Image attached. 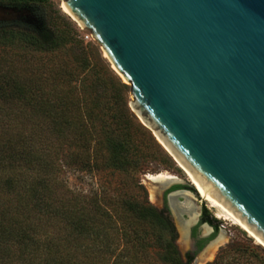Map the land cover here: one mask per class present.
Wrapping results in <instances>:
<instances>
[{
  "label": "trees",
  "instance_id": "16d2710c",
  "mask_svg": "<svg viewBox=\"0 0 264 264\" xmlns=\"http://www.w3.org/2000/svg\"><path fill=\"white\" fill-rule=\"evenodd\" d=\"M48 4L0 0V9L20 17ZM128 92L63 16L40 27L0 21V264H190L166 209L121 188L78 194L58 179L66 165L123 175L120 187L136 180L147 148L160 146L130 109ZM207 264L264 258L231 245Z\"/></svg>",
  "mask_w": 264,
  "mask_h": 264
},
{
  "label": "water",
  "instance_id": "95a60500",
  "mask_svg": "<svg viewBox=\"0 0 264 264\" xmlns=\"http://www.w3.org/2000/svg\"><path fill=\"white\" fill-rule=\"evenodd\" d=\"M60 9L91 34L129 86L131 110L206 197L264 239V0H63ZM144 180L162 205L182 184ZM185 192L195 196L177 188L166 202L191 248L199 214L185 225Z\"/></svg>",
  "mask_w": 264,
  "mask_h": 264
},
{
  "label": "rangeland",
  "instance_id": "374dc122",
  "mask_svg": "<svg viewBox=\"0 0 264 264\" xmlns=\"http://www.w3.org/2000/svg\"><path fill=\"white\" fill-rule=\"evenodd\" d=\"M62 2L63 0L59 2H56L55 0H50V4L46 6H37L34 8L33 12L26 11L25 16H20L21 18L18 17L16 14H14L12 11L4 12L2 9H0V21L11 22L15 18H17V20L24 19V21L28 22L32 26L40 27V26H45L49 20L52 19L54 20V18L60 15L63 16L65 20L71 23V25L74 27L78 35L81 36L82 34L86 33L87 31L84 30L77 21H75L69 14H67L66 12L60 9ZM91 42L97 47L101 58L108 65L111 72L121 79V77L112 68L107 58H105L99 45L94 41ZM130 100H131V96L128 92V104ZM148 130L153 135L152 131L150 129ZM154 139L159 144L160 149L154 148L152 146L147 148L146 151L147 156L139 160L140 165L142 166L140 169V173L136 174L135 176L136 180L135 179L130 181L128 180L126 182L128 183V185L126 186L124 184V186L120 187V185L118 184V182L121 183L123 181L122 180L124 178L123 175H121V179H120L118 176L115 175L109 176L107 174H102L100 172H91V173L84 172L76 168H70L66 165L61 166V169L59 170V174H58V179L64 185V187L72 191H75L78 194L88 195V196H94V194L96 193L97 194L104 193L106 194V196H111L115 194L117 188H121L122 190H124L126 195H131V194L137 195L139 199L146 200L148 203L152 204L157 209H161L162 200L159 196L156 195V186L148 185V183L144 179L145 176L149 174L154 175L161 172L172 174L175 176V180H177L178 178L182 182V184L186 186V187L185 186L182 187L183 189L193 191L195 194V196L188 194L192 203L195 205V210L199 214L198 221L192 226V228L197 227L198 234L202 233V230L200 228L201 225L200 215H201V210L203 208L207 210V212L212 216V218L218 221L217 229H214L209 235L203 238V242L199 246V251L201 252L197 255V257L198 256L204 257V255L202 256V253L203 252L205 253L206 250H209L210 248L213 247V245H215L213 244L212 246H208V245L206 246L207 242L210 239L220 234L219 229H222L224 231V238L222 241L218 240L216 242V246L214 248L212 256L210 258L199 260L198 264H207L208 262L213 261L216 258V256L220 254L222 250L228 249V247H230L231 245L248 246L253 250H256L258 254L262 255V257L264 258L263 246L256 243V241L252 237H250L244 230H242L239 226L233 224L229 220H225L218 217L214 212V210L208 205L207 201L204 202L200 201L199 193L196 191L194 185L188 180L185 172L178 166L174 157L159 143V141L156 139L155 136ZM160 152L167 156L168 158L167 163H163V164L159 163V157L161 156ZM153 187H154V192H151V189ZM168 215L171 221L173 222L170 214ZM208 224L210 225V223ZM175 243L181 254H183L181 252L182 249L183 250L185 249L186 251L190 250V247L188 245L189 240L185 242V240L181 238V236L177 233V231H176Z\"/></svg>",
  "mask_w": 264,
  "mask_h": 264
},
{
  "label": "bare ground",
  "instance_id": "6f19581e",
  "mask_svg": "<svg viewBox=\"0 0 264 264\" xmlns=\"http://www.w3.org/2000/svg\"><path fill=\"white\" fill-rule=\"evenodd\" d=\"M72 17V16H71ZM73 18V17H72ZM75 21H77L75 18H73ZM78 22V21H77ZM79 23V22H78ZM81 26V24L79 23ZM170 153V152H169ZM171 154V153H170ZM174 159L176 160V163L178 166L185 172L187 175L188 180L194 185L196 191L199 193L200 196L203 197L204 201H207L208 205L214 210L216 215L222 219L229 220L233 224L239 226L242 230H244L250 237H252L256 243L264 247V239L258 235L254 230L248 226L241 218H239L237 215H235L231 210H229L225 205H223L220 201H212L206 195L203 193L201 188L198 186L194 178L191 176L187 168L184 166L182 161L177 157L171 154ZM147 178L152 181H156L159 183H169L175 180V176L169 173L161 172L157 173L154 175H147ZM179 180V179H177ZM150 185V184H148ZM154 186V185H153ZM151 192H154V187L151 189ZM157 193V189H156ZM188 192L183 193L184 199L180 202V206L188 213V219L185 221V225L188 226L191 223H193L196 220V216L198 215L197 211L195 210V205L192 203L191 199L188 196ZM192 195V194H191ZM193 196V195H192ZM173 210L175 211V205H173ZM209 228L206 227L204 232H208ZM185 229L182 231V238L187 242L188 238L185 235ZM224 238V233L220 234L219 237L217 238V241L220 240L222 241ZM216 241V242H217ZM219 241V242H220ZM216 246L213 245L212 248H207L209 250H206V254L204 253V257H200V260L205 259V258H210L213 254L214 248ZM199 257V256H198Z\"/></svg>",
  "mask_w": 264,
  "mask_h": 264
},
{
  "label": "flooded vegetation",
  "instance_id": "af4514ba",
  "mask_svg": "<svg viewBox=\"0 0 264 264\" xmlns=\"http://www.w3.org/2000/svg\"><path fill=\"white\" fill-rule=\"evenodd\" d=\"M178 179V178H177ZM185 185L183 184H174L172 185L171 187H169L167 190H165L164 194H163V205H162V208L161 209H166L167 213L169 214V209H168V205H167V202H166V195L169 191L173 190V189H183L182 187H184ZM186 187V186H185ZM191 188V187H190ZM210 214L207 212L206 209H202L201 210V215H200V218H201V225L203 224V222H208L206 221L204 218H206V216H209ZM210 217H212L210 215ZM209 223V222H208ZM200 225V226H201ZM210 225L212 226L213 230L214 229H217V224L216 222L214 223H210ZM205 236H201V234H198V229L197 227H193L191 229V232H190V239H191V248L189 251H186V253H189V255L192 256V260L191 262L193 261L195 255L197 254V252L199 251V246L201 245V243L203 242V238ZM185 253V254H186ZM190 262V263H191Z\"/></svg>",
  "mask_w": 264,
  "mask_h": 264
},
{
  "label": "built area",
  "instance_id": "2783aa9c",
  "mask_svg": "<svg viewBox=\"0 0 264 264\" xmlns=\"http://www.w3.org/2000/svg\"><path fill=\"white\" fill-rule=\"evenodd\" d=\"M87 31V30H86ZM80 36V35H79ZM84 41L91 42L93 41L91 34L87 31L86 33L80 36Z\"/></svg>",
  "mask_w": 264,
  "mask_h": 264
}]
</instances>
